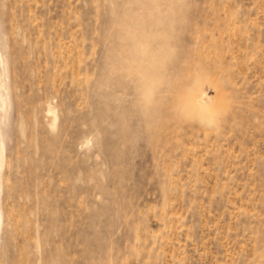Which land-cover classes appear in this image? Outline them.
Segmentation results:
<instances>
[{"label":"rangeland","instance_id":"1","mask_svg":"<svg viewBox=\"0 0 264 264\" xmlns=\"http://www.w3.org/2000/svg\"><path fill=\"white\" fill-rule=\"evenodd\" d=\"M0 264H264V0H0Z\"/></svg>","mask_w":264,"mask_h":264},{"label":"bare ground","instance_id":"2","mask_svg":"<svg viewBox=\"0 0 264 264\" xmlns=\"http://www.w3.org/2000/svg\"><path fill=\"white\" fill-rule=\"evenodd\" d=\"M1 58H0V65H1ZM3 71L1 69L0 66V104L1 107L6 105V96L4 95L3 91L5 89V77H3ZM2 107V108H3ZM3 130V129H2ZM1 130V126H0V194L2 193V183H3V167H4V162H5V141H4V136H3V132ZM0 204H1V196H0ZM1 218H2V210L0 207V224H1ZM1 229V228H0Z\"/></svg>","mask_w":264,"mask_h":264}]
</instances>
